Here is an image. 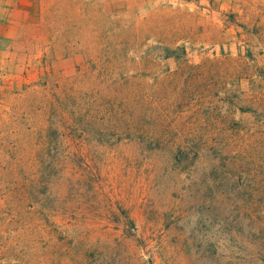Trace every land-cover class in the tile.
<instances>
[{"label": "rangeland", "instance_id": "374dc122", "mask_svg": "<svg viewBox=\"0 0 264 264\" xmlns=\"http://www.w3.org/2000/svg\"><path fill=\"white\" fill-rule=\"evenodd\" d=\"M0 264H264V0H0Z\"/></svg>", "mask_w": 264, "mask_h": 264}, {"label": "trees", "instance_id": "16d2710c", "mask_svg": "<svg viewBox=\"0 0 264 264\" xmlns=\"http://www.w3.org/2000/svg\"><path fill=\"white\" fill-rule=\"evenodd\" d=\"M182 51V53H185V49L183 47L171 50L170 48L164 47L162 48V58L163 59H168V58H173V59H178L179 55L176 53V51ZM97 112V110H95L92 114V118L90 121V125L91 128L93 130H95L94 128L96 127L97 123H98V117L94 116L95 113ZM103 114V116L105 117L107 115V117L112 118V110L109 109H105L103 111H101ZM143 119V118H142ZM132 121V120H130ZM114 125L116 127V129H118L120 131L119 135L124 133V132H129L130 130V125L126 122V117H125V113L121 114L120 117L118 119L114 120ZM104 130L109 131L107 128H105Z\"/></svg>", "mask_w": 264, "mask_h": 264}]
</instances>
